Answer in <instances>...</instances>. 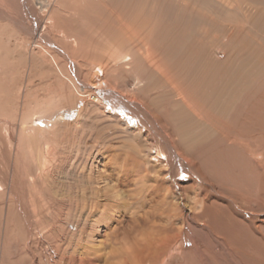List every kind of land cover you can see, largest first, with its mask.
<instances>
[{
  "label": "rangeland",
  "instance_id": "obj_1",
  "mask_svg": "<svg viewBox=\"0 0 264 264\" xmlns=\"http://www.w3.org/2000/svg\"><path fill=\"white\" fill-rule=\"evenodd\" d=\"M58 4L41 14L77 74L0 20V264H264V0ZM122 98L165 113L203 178L160 173Z\"/></svg>",
  "mask_w": 264,
  "mask_h": 264
},
{
  "label": "bare ground",
  "instance_id": "obj_2",
  "mask_svg": "<svg viewBox=\"0 0 264 264\" xmlns=\"http://www.w3.org/2000/svg\"><path fill=\"white\" fill-rule=\"evenodd\" d=\"M84 1V0H83ZM39 4H40V6H39ZM59 7V4H58V0H0V20H7L8 22H10L14 27H16L17 28V30L21 33V34H23L25 37H27V38H30V40H33V39H36L35 41H37V39H39V41L40 40H42V42H44V45H45V43H47V44H50L51 46H53V47H55V48H57V51L59 52V54H60V56H62L63 58H65V60H68V61H70L71 62V68L73 69V72L74 73H78L80 70H81V67H82V65H83V63L81 64L80 63V60H76V58L77 59H79L77 56H74V57H76V58H73L72 57V55L70 54V52L69 51H66V50H64L63 48L65 47H63V48H61V46H58V44H57V42H56V38L54 39V37L53 36H51V35H53V34H51L52 33V31H51V28H53V26H54V28H55V26H57L56 24H57V22H55L54 20H53V22L51 21V23L49 24V25H47V23H44V17L42 16V14H41V11H46V10H48L49 12H51V10L52 9H55V7ZM59 9V8H58ZM47 11V12H48ZM50 14V13H49ZM111 15H113V13L111 14ZM114 16V15H113ZM49 17V16H48ZM51 18V17H50ZM116 18H118L117 16H116ZM48 20V19H47ZM63 31L65 32V30L63 29ZM131 31V30H130ZM128 33V32H127ZM134 33V32H133ZM54 34H56V33H54ZM70 34V33H69ZM138 33H136V35H137ZM21 36V35H20ZM55 36V35H54ZM59 36V35H58ZM67 36V35H66ZM133 36V35H132ZM71 37V36H70ZM22 38V37H21ZM32 38V39H31ZM139 38H140V36H139ZM141 39V38H140ZM25 40V39H24ZM29 41V39H27V42ZM135 41H137L136 40V38H135ZM30 42V41H29ZM32 42H34V41H32ZM73 42H75V41H73ZM131 42V41H130ZM133 43V42H132ZM143 43H144V41H143ZM29 44V43H28ZM138 45V44H137ZM144 45H146V44H144ZM149 45V44H148ZM63 46V45H62ZM135 46V45H134ZM33 47V46H32ZM45 47V46H44ZM48 47H49V45H48ZM48 47H46V48H48ZM68 47V46H67ZM133 47V46H132ZM146 47V46H145ZM40 48V47H39ZM84 48V47H83ZM152 48V47H151ZM34 49V48H33ZM41 49H42V47H41ZM40 49V50H41ZM51 49V48H50ZM50 49H48V50H50ZM115 49V48H114ZM133 49V48H132ZM35 50V49H34ZM45 50V49H44ZM135 50V49H134ZM153 50V48L152 49H150V48H148V47H146V54H145V51L143 50V52H144V55H148L147 57L148 58H150L151 60H153V55L151 56V57H149V55L151 54V51ZM43 51V50H42ZM56 51V50H55ZM56 51V52H57ZM136 51V50H135ZM134 51V52H135ZM32 53V52H31ZM135 53H137V52H135ZM109 55H112V54H109ZM155 55V54H154ZM129 56H134V54L132 55V53H127V54H121V55H119V57H118V59L116 58V60L118 61V62H129V61H127L129 58ZM86 57V56H85ZM146 57V58H147ZM158 57V56H157ZM156 57V58H157ZM113 58V57H112ZM147 58V59H148ZM130 59H131V57H130ZM154 59H155V57H154ZM115 60V59H114ZM90 61V60H89ZM110 61H112V60H110ZM154 61V60H153ZM158 61H159V58H158ZM157 61V62H158ZM67 62V61H66ZM155 63L154 64H156V61H154ZM90 63H92V62H90ZM94 63H96V62H94ZM94 63H92V64H94ZM116 63V62H115ZM151 63V62H150ZM153 63V62H152ZM163 63V62H162ZM161 63V64H162ZM84 64H86V63H84ZM117 64V63H116ZM121 64V63H120ZM87 65V67H88V64H86ZM95 65V64H94ZM93 65V68L91 67V64L89 65V67H88V70H89V68L90 69H96L97 67H98V69H96V70H98V71H96V74L94 75V76H92V77H94L95 79H99V82L100 83H102V82H105L107 85L109 84V82L108 81H106V79H108L107 77L105 78V80L102 78V77H100V74H99V71H101L102 72V76L103 77H105L106 76V73H107V75L108 74H110V73H108V71L106 70V68H105V64L103 63V65H105V66H103V65H99V62H97V64L94 66ZM108 65H110V64H108ZM119 65V64H118ZM159 65H160V63H159ZM114 66H116V65H114ZM156 66V65H155ZM154 66V67H155ZM84 67V66H83ZM108 67V66H107ZM118 67V66H117ZM117 67H114V68H117ZM163 67H165V65L163 66ZM111 68H113V66L111 67ZM84 69H87L86 67L85 68H83V70ZM108 69V68H107ZM110 69V68H109ZM93 70H91L92 72H95V71H93ZM112 70V69H111ZM115 70V69H114ZM160 70V72H161V74H164V76H166L167 75V79L169 78V76H168V73L166 72V70H168L166 67H165V69H159ZM72 71V70H71ZM107 71V72H106ZM110 71V70H109ZM169 71V70H168ZM84 72H85V70H84ZM88 72V71H87ZM86 72V73H87ZM169 72H171V71H169ZM166 74V75H165ZM173 74V73H172ZM172 74H170L169 73V75H171V77H174V76H172ZM77 76V75H76ZM85 76V75H84ZM110 77V76H109ZM77 78V77H76ZM94 78L92 79V80H94ZM175 78V77H174ZM174 78H172V80H174ZM82 79V78H81ZM85 80V79H84ZM92 80H91V82H92ZM109 80V79H108ZM176 80V79H175ZM169 81H170V79H169ZM85 82V81H84ZM90 82V83H91ZM97 82L98 81H96V82H92V83H96L97 84ZM142 82V80H139V83H141ZM174 82V81H173ZM72 83V82H71ZM111 83V82H110ZM170 83V82H169ZM175 83V82H174ZM177 83H179V82H177ZM171 84H172V82H171ZM179 84H181V83H179ZM87 85H91V84H87ZM110 85V84H109ZM113 86H114V84H112ZM176 85V84H175ZM174 85V86H175ZM91 86H93V85H91ZM111 86V85H110ZM172 86V85H171ZM174 86H172V87H174ZM178 86V85H177ZM181 87V86H180ZM180 87H179V89H180ZM111 88H112V86H111ZM117 89L119 88V87H116ZM175 88H177V87H175ZM182 88V87H181ZM115 89V86H114V88H113V90ZM178 89V88H177ZM186 89V88H185ZM185 89H183V90H185ZM114 93H115V91H113ZM113 92H111V95H113ZM181 92V91H180ZM186 91H184V97H185V93ZM119 93V92H118ZM182 93H183V91H182ZM129 95V94H128ZM132 95V93L130 94V96ZM129 96V97H130ZM179 96V95H178ZM190 96V95H189ZM127 97V96H126ZM128 98V97H127ZM182 99V98H181ZM129 100V99H128ZM133 100V99H132ZM135 100H137V101H135V102H132L131 100H129V103L130 104H127L126 102H127V100L126 99H124V98H122V101H120L119 100V104L121 105V106H125V107H128L129 109H132V110H136V111H138V113L140 114V118L142 119V120H145L146 122H148L149 124H153V126H156V129L158 130L157 131V133L161 136V138L163 139V141H164V146H165V148L163 149L161 146L160 147H156V154L154 155V161L156 162V161H158V162H156V165L157 164H159L160 165V173L162 172H164V171H172V172H175V173H177V171L178 170H181L182 172H185V173H187L188 174V177H189V179H192V177L194 176V175H198V177H200V178H203L202 177V174H201V171H200V167H199V162H197V158H195V155L193 156V155H190V153L188 154L187 153V151H185V150H183V149H188V148H181L180 147V143L182 142V140H183V137L182 136H180L179 134H174V135H172V131L170 132L169 130H168V128L166 127L167 125H165L164 124V122H162V120H159L160 118H162L161 117V114L163 115V112L159 115V117L157 116V114H159V113H155L154 111H153V109H152V107H153V105H149V103L147 102V100L144 102L143 100H139V99H135ZM126 101V102H125ZM150 102V101H149ZM136 104V105H135ZM189 104V103H188ZM194 109V108H193ZM156 111V110H155ZM200 111V110H199ZM204 114V113H203ZM164 115H165V113H164ZM163 115V116H164ZM198 116V115H197ZM204 116V115H203ZM167 117V116H166ZM206 117H207V119H208V116L206 115ZM212 117V116H211ZM165 118V117H164ZM175 118V117H174ZM202 118V117H201ZM205 118V117H204ZM206 119V120H207ZM210 119V118H209ZM199 120H200V118H199ZM204 120V119H203ZM165 122H166V119L164 120ZM168 121V120H167ZM205 121V120H204ZM213 121H215V120H213ZM207 122V121H206ZM147 124V123H146ZM207 124H208V122H207ZM210 124H212V123H210ZM152 127V126H151ZM153 128V127H152ZM178 128V127H177ZM179 129H183L184 130V128H180L179 127ZM187 130H189L188 128H186ZM134 130V129H133ZM175 130H177V129H175ZM156 132V131H155ZM180 132H182V131H180ZM184 132H186V131H184ZM184 132H182V134H184ZM177 133H179V132H177ZM157 134V135H158ZM158 135V136H159ZM178 135V137L176 138V136ZM185 135H186V133H185ZM189 135V134H188ZM159 138V137H158ZM160 139V138H159ZM190 139H192V138H190ZM227 139V138H226ZM187 139L185 138V141H186ZM235 140V139H234ZM184 141V142H185ZM188 141V140H187ZM192 141V140H191ZM184 142H182V143H184ZM133 143H134V141H133ZM185 145H183L182 147H184ZM246 148V147H245ZM168 151V152H167ZM190 152V151H189ZM192 154V153H191ZM197 155V154H196ZM170 157L171 159H173L172 160V163H170V161H168L167 159H162V158H164V157ZM196 157H198V156H196ZM201 160V159H200ZM147 162V161H146ZM201 162V161H200ZM44 165V164H43ZM156 165H154V166H156ZM171 166V169L169 168ZM237 169V168H236ZM150 172H151V168L150 167H147L146 168V176L148 177V176H150L149 174H150ZM157 172H158V170H157ZM205 179V178H204ZM208 179H209V177H208ZM150 180V179H149ZM157 180V179H156ZM138 181V180H137ZM140 181V180H139ZM205 181V180H204ZM207 182V181H206ZM208 183V182H207ZM114 186V185H113ZM112 189H114V190H117L115 187H112ZM116 192V191H115ZM119 195V194H118ZM119 198V197H118ZM94 233V232H93ZM84 244V243H83ZM57 253V252H56ZM84 256V255H83ZM136 257V256H135ZM138 257V256H137ZM88 261H91V263L90 264H93L92 262V259L90 258V257H87L86 258ZM139 259H140V257H139ZM82 260V259H81ZM89 263V262H88ZM126 263H127V261H126Z\"/></svg>",
  "mask_w": 264,
  "mask_h": 264
}]
</instances>
